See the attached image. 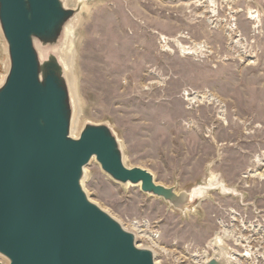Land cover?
<instances>
[{
    "label": "rangeland",
    "instance_id": "rangeland-1",
    "mask_svg": "<svg viewBox=\"0 0 264 264\" xmlns=\"http://www.w3.org/2000/svg\"><path fill=\"white\" fill-rule=\"evenodd\" d=\"M65 1L78 136L109 126L128 168L178 193L220 184L183 213L93 159L89 199L159 264H264V0ZM9 66L0 28V87Z\"/></svg>",
    "mask_w": 264,
    "mask_h": 264
},
{
    "label": "water",
    "instance_id": "water-1",
    "mask_svg": "<svg viewBox=\"0 0 264 264\" xmlns=\"http://www.w3.org/2000/svg\"><path fill=\"white\" fill-rule=\"evenodd\" d=\"M76 15L65 0H0L10 62L0 87V255L9 264H156L153 251L89 199L86 167L96 159L115 182L183 213L203 197L128 168L107 125L71 137L75 110L58 49ZM206 264L229 262L221 253Z\"/></svg>",
    "mask_w": 264,
    "mask_h": 264
},
{
    "label": "bare ground",
    "instance_id": "bare-ground-1",
    "mask_svg": "<svg viewBox=\"0 0 264 264\" xmlns=\"http://www.w3.org/2000/svg\"><path fill=\"white\" fill-rule=\"evenodd\" d=\"M75 19L73 20L71 26L69 25L67 27V30L65 32L64 42L62 43V45H60V47L58 49L59 54L61 55L62 61L64 63L65 73H66L68 78H69L70 63H69V59H67V57L69 58L71 56V51H72L71 50V48H72L71 43H72V37H73V33H74L73 25H74ZM75 122H76V114L74 111L73 120H72V127H71V137L74 139H78L79 136H78L76 129H75L76 128ZM85 173H86V169H85ZM129 185L130 184H128L127 186H129ZM219 187H220V184H217V183H215V181L213 179L212 180L210 179L208 185L196 187L195 189L192 190V193H193V196L197 195V196L203 197L207 191H210V190H213V189H216ZM231 237H232V235H231ZM221 241H223V239L221 237L217 236V238L213 241V244H212L213 247L219 249V247H220L219 245H221L220 243H222ZM138 247L141 248L140 246H138ZM141 249H143V248H141ZM222 254L226 258V260L229 262V264L233 263L232 262L233 258H231L229 256V254H227L225 251L222 252ZM155 263L159 264L157 261H155Z\"/></svg>",
    "mask_w": 264,
    "mask_h": 264
}]
</instances>
